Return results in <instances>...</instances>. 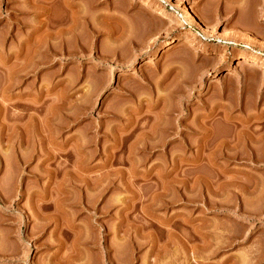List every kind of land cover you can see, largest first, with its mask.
<instances>
[{
    "label": "rangeland",
    "instance_id": "obj_1",
    "mask_svg": "<svg viewBox=\"0 0 264 264\" xmlns=\"http://www.w3.org/2000/svg\"><path fill=\"white\" fill-rule=\"evenodd\" d=\"M142 1L0 0V264H264V0Z\"/></svg>",
    "mask_w": 264,
    "mask_h": 264
},
{
    "label": "bare ground",
    "instance_id": "obj_2",
    "mask_svg": "<svg viewBox=\"0 0 264 264\" xmlns=\"http://www.w3.org/2000/svg\"><path fill=\"white\" fill-rule=\"evenodd\" d=\"M142 2L144 3V4L141 3V4H143V6H145V5H146V6H150V5H149L150 2H149L148 0H147V1L143 0ZM164 10H165V9H164ZM192 10H194V9H192ZM196 10H197V9H196ZM196 10H194V12H195ZM196 12H198V10H197ZM161 14H167V11H166V10H165V11H161ZM193 14H194V13H193ZM196 14H197V13H196ZM194 15H195V14H194ZM203 15H204V14H203ZM203 15H200V14H199V15H196V17H199V16H200L201 18H203ZM200 17H199V20L201 19ZM197 19H198V18H197ZM204 20H205V18H204ZM200 21H203V20L201 19ZM206 21H208V20H206ZM229 21H231V19H230ZM204 22H205V21H204ZM175 42H176V41H175ZM178 43H179V42H178ZM178 43H177V44H178ZM176 46H177V45H175V47H176ZM169 47H170V46H169ZM171 48H174V47L171 46ZM255 53H256V51H255ZM27 54H28V53H27ZM257 54H258V53H257ZM258 55H259V54H258ZM256 56H257L256 54H254V56L252 55V57L250 56L251 58H250L249 60H253V61L256 62V61L260 58V56H259V57H256ZM258 61H260V60H258ZM260 62H261V61H260ZM240 63H241L242 66L244 65L243 67H249V64H248V66L246 65V63H248L247 60H245V61H243V62H240ZM243 63H244V64H243ZM251 65H252V64H250V66H251ZM61 208H62V207H61ZM81 233H82V232H81ZM126 236H127V235H126ZM126 236H125V237H126ZM89 237H90V236H89ZM123 237H124V236H123ZM78 238H79V237H78ZM78 238H77V239H78ZM84 238H85V237H84ZM94 238H95V237H94ZM128 240H129V239H128ZM75 241H76V240H75ZM121 241H122V240H121ZM85 242H86V241H85ZM87 242H88V241H87ZM94 242H95V241H94ZM83 243H84V242H83ZM88 243H89V242H88ZM124 243H125V242H124ZM210 245H213V244L210 243ZM217 245H218V244H217ZM73 247H74V246H73ZM214 248H216V247L214 246ZM74 249H75V248H74ZM217 249H218V248H217ZM82 253H83V252H82ZM79 255H81V254L79 253ZM71 256H72V255H71ZM82 256H83V255H82ZM79 257H80V256H79ZM168 258H169V257H168ZM68 259H70V258H68ZM81 259H82V258H81ZM75 260L78 261L79 259H75ZM66 262H67V261H66ZM75 262H76V261H75ZM75 262H73V263H75ZM78 262H79V261H78ZM111 262H112V260H111ZM62 263H63V262H62ZM59 264H60V263H59ZM71 264H72V263H71ZM101 264H102V263H101ZM166 264H167V263H166ZM168 264H169V263H168Z\"/></svg>",
    "mask_w": 264,
    "mask_h": 264
}]
</instances>
